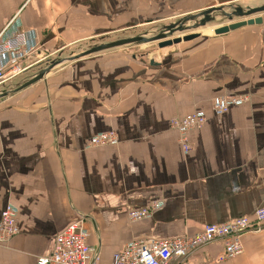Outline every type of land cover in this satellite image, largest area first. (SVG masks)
<instances>
[{"label":"crops","instance_id":"crops-1","mask_svg":"<svg viewBox=\"0 0 264 264\" xmlns=\"http://www.w3.org/2000/svg\"><path fill=\"white\" fill-rule=\"evenodd\" d=\"M238 5L264 0H0V33L11 22L33 31L39 53L54 59L94 40ZM261 16V24L226 34L159 41L153 58L113 48L64 62L0 99V220L8 204L20 211L19 233L0 245V264H36L81 217L100 264H112L133 239L194 235L252 216L264 200ZM224 94L249 100L219 116L213 102ZM196 112L207 120L190 130L185 153L171 120ZM105 131H115L119 144L90 146ZM157 200L164 205L151 218L130 219L131 209ZM243 242L234 258L221 261L224 244L216 241L188 264H264V229Z\"/></svg>","mask_w":264,"mask_h":264},{"label":"built area","instance_id":"built-area-1","mask_svg":"<svg viewBox=\"0 0 264 264\" xmlns=\"http://www.w3.org/2000/svg\"><path fill=\"white\" fill-rule=\"evenodd\" d=\"M11 24L12 22L0 33V94L14 86L15 80L38 62L48 65L53 60L39 53L35 32L19 30L15 24L14 27ZM247 99V95H221L213 102L214 112L219 116L223 115L230 106L243 104ZM206 120L204 112L189 113L181 118H173L171 126L178 130L179 140L188 148L190 130L203 127ZM119 142L115 131H105L92 136L89 144L104 146L117 145ZM163 205L164 200L153 201L150 206L131 209L129 217L132 221L151 218ZM19 213V208L13 204H8L3 209L0 245L7 244L19 233ZM263 229L264 200L252 216H239L223 223H209L194 235L133 239L114 256L112 264H172L174 261L188 264L196 250L216 241L224 244V254L219 259L227 260L244 252V234L249 231L258 233ZM89 235L82 217L68 224L57 235L51 252L38 256L36 264H100V251L88 243Z\"/></svg>","mask_w":264,"mask_h":264},{"label":"water","instance_id":"water-1","mask_svg":"<svg viewBox=\"0 0 264 264\" xmlns=\"http://www.w3.org/2000/svg\"><path fill=\"white\" fill-rule=\"evenodd\" d=\"M230 8L232 10L229 12L226 10L225 6H214L197 14L185 15L176 22H172L170 24H164L163 30H161V32H159L158 34H152V35L137 34L130 37L119 38L112 40L110 42H103L101 44L95 45L92 48L84 52H81L80 54L77 55L68 56L65 58L63 57L55 58L51 60L46 67L41 68L38 71V73H36L32 78L26 80L21 84H18L17 86L14 85L11 88H9V90H6L3 93H1L0 99L10 96L11 94L17 91H20L44 79L55 67H57L59 64H61L64 61H73L81 57L94 54L100 51L127 46L131 44H149L157 41H162L161 43L162 45L172 44L173 41L167 39L172 35H174L176 31H185L187 29L186 27H189L186 26V23L200 20V22H197L193 27L194 28L204 27L215 19L213 16L214 14H216L215 12H219V13L221 12L231 21L228 24H224L215 28L214 31L216 35L226 34L229 33L230 31L236 30L246 25L261 24L263 22V17L261 15L262 13H264V5L257 7L248 6L247 8L238 5V6H231ZM235 17L241 19L239 21H233ZM195 36L196 35H189L186 36L185 39H190ZM179 41H180L179 39L176 40V42Z\"/></svg>","mask_w":264,"mask_h":264},{"label":"rangeland","instance_id":"rangeland-1","mask_svg":"<svg viewBox=\"0 0 264 264\" xmlns=\"http://www.w3.org/2000/svg\"><path fill=\"white\" fill-rule=\"evenodd\" d=\"M247 7H245V8H247ZM213 16H214L215 19L212 22L208 23L204 27H199V28H194L193 27L197 22H200V20H198V21H191V22L186 23V26H189V27H186L187 29L185 31H176L174 33V35H172L171 37H169L167 40H171V41H173V43H177L176 42L177 39H179L180 41H182V40H185L186 36H189V35H196V36H199V35H208V36L209 35H213V34H215V31H214L215 28H217L218 26H221V25H224V24H228V23L231 22L229 20V18L226 17V16H224L221 12L218 13V14L216 13ZM240 19L241 18L235 17L233 21H239ZM157 24L148 25L150 27H147L145 29H137V30H134V31L133 30H131V31L129 30L127 32L125 31V33L120 34L118 36V38L119 37L134 36V35H137V34H148V35L158 34L159 32H161L162 27L164 25H161L160 23H157ZM204 29H208L209 31H204ZM113 38L114 37H112L111 39H109V41L107 40L106 42H110V40L112 41ZM104 40H106V38H104ZM101 41H103V40H101ZM101 43H103V42H101ZM101 43H100V41L95 42V40H94L93 42H90L89 44H85L84 46L80 47L77 52H84V51L92 48L93 46L98 45V44H101ZM158 45H160V42L159 41H157L156 43H153V44H131V45H127L125 47L123 46L122 48L121 47H118V49H127L131 53H136L137 55H141V54L147 55V54H149L150 57L153 58L154 56L155 57L158 56V55H154V53L156 54L158 52V50H157L158 49ZM156 50H157V52H155ZM67 56H69V54H67ZM67 56H63V58H65ZM47 57H49V55H46V58ZM64 62L67 63L68 61H64ZM64 62H62L61 64H59L57 67H59V66H61L63 64H66ZM43 63H42V66L41 65H37V66H34L32 69H30L31 70L30 73H27V72H29V71H27L26 72L27 74H25V75H23L21 77H18L15 80L16 83L14 85L17 86L18 84H21V83L25 82L26 80L32 78L36 73H38L37 71H39L40 68L47 66V63L46 64L45 63L43 64ZM181 144H182V142H181ZM182 146H183V149H184V152L185 153H187L191 149V145H189L188 148H186L183 144H182Z\"/></svg>","mask_w":264,"mask_h":264},{"label":"flooded vegetation","instance_id":"flooded-vegetation-1","mask_svg":"<svg viewBox=\"0 0 264 264\" xmlns=\"http://www.w3.org/2000/svg\"><path fill=\"white\" fill-rule=\"evenodd\" d=\"M226 9H228V10H230V11L232 10L231 8H226ZM215 13L218 14L219 12H215ZM175 22H176V21H175ZM163 28H164V27H162V30H163Z\"/></svg>","mask_w":264,"mask_h":264}]
</instances>
